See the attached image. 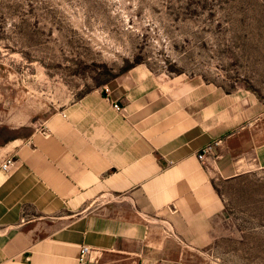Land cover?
Returning <instances> with one entry per match:
<instances>
[{
    "label": "crops",
    "instance_id": "0c3cea01",
    "mask_svg": "<svg viewBox=\"0 0 264 264\" xmlns=\"http://www.w3.org/2000/svg\"><path fill=\"white\" fill-rule=\"evenodd\" d=\"M10 130L0 140V264H77L81 246L85 264H216L204 252L225 220L219 185L264 169L256 103L146 68L37 129Z\"/></svg>",
    "mask_w": 264,
    "mask_h": 264
},
{
    "label": "rangeland",
    "instance_id": "374dc122",
    "mask_svg": "<svg viewBox=\"0 0 264 264\" xmlns=\"http://www.w3.org/2000/svg\"><path fill=\"white\" fill-rule=\"evenodd\" d=\"M128 68L213 85L264 110V0H0V140ZM218 192L225 220L205 255L264 264V169Z\"/></svg>",
    "mask_w": 264,
    "mask_h": 264
},
{
    "label": "built area",
    "instance_id": "2783aa9c",
    "mask_svg": "<svg viewBox=\"0 0 264 264\" xmlns=\"http://www.w3.org/2000/svg\"><path fill=\"white\" fill-rule=\"evenodd\" d=\"M113 108L117 111L120 110L117 104H113ZM219 145V142L210 144L205 146L198 154H197V159L200 162L206 161V159L211 156L214 153L215 147ZM14 165L13 160H7L1 165V170L4 172H8L9 169ZM171 213H174L176 211L175 207H171ZM90 250L86 246H81L80 252H79V257L77 260V264H85V258L89 254Z\"/></svg>",
    "mask_w": 264,
    "mask_h": 264
},
{
    "label": "trees",
    "instance_id": "16d2710c",
    "mask_svg": "<svg viewBox=\"0 0 264 264\" xmlns=\"http://www.w3.org/2000/svg\"><path fill=\"white\" fill-rule=\"evenodd\" d=\"M128 69L130 70V69H132V68H128ZM128 69H127V70H128Z\"/></svg>",
    "mask_w": 264,
    "mask_h": 264
}]
</instances>
